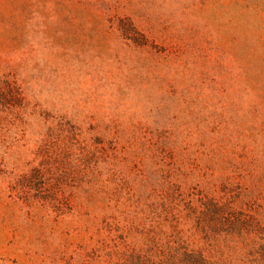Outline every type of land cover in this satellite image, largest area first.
Returning <instances> with one entry per match:
<instances>
[{
  "label": "rangeland",
  "instance_id": "rangeland-1",
  "mask_svg": "<svg viewBox=\"0 0 264 264\" xmlns=\"http://www.w3.org/2000/svg\"><path fill=\"white\" fill-rule=\"evenodd\" d=\"M58 118L116 139L136 183L171 161L264 213V0H0V264H30L10 187Z\"/></svg>",
  "mask_w": 264,
  "mask_h": 264
},
{
  "label": "trees",
  "instance_id": "trees-1",
  "mask_svg": "<svg viewBox=\"0 0 264 264\" xmlns=\"http://www.w3.org/2000/svg\"><path fill=\"white\" fill-rule=\"evenodd\" d=\"M35 158L10 187L12 231L36 243L30 264H264L259 193L240 183L189 181L171 161L160 181L136 183L116 139L63 118Z\"/></svg>",
  "mask_w": 264,
  "mask_h": 264
}]
</instances>
